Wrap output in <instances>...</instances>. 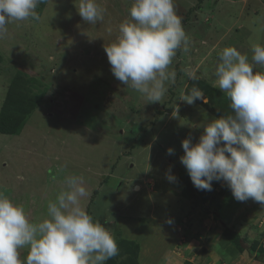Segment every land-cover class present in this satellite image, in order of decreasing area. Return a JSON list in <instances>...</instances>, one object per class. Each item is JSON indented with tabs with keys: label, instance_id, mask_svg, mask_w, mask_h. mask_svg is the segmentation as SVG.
Returning <instances> with one entry per match:
<instances>
[{
	"label": "rangeland",
	"instance_id": "374dc122",
	"mask_svg": "<svg viewBox=\"0 0 264 264\" xmlns=\"http://www.w3.org/2000/svg\"><path fill=\"white\" fill-rule=\"evenodd\" d=\"M96 2L106 9L96 24L82 20L79 0H46L36 9L39 21L6 25L0 39V105L16 74L39 101L17 132L0 134V191L39 222L47 202L64 187V177L83 176L88 192L83 206L98 188L88 213L113 233L118 245L137 242L139 264L177 263L184 255L185 264H210L212 224L205 208L218 209L209 202L204 209L188 207L180 196L182 183L169 182L165 174L169 166L175 176L182 170V140L191 135L198 142L203 127L195 125L215 116L204 104L180 99L191 80L186 71L213 87L224 47L235 46L251 59V44H264V0H174L190 45L188 52L177 50L170 65L175 82L166 84V94L155 103L114 77L104 50L119 36L132 0ZM256 70L264 68L257 65ZM168 148L174 153L169 155ZM243 215L226 219L231 225L237 221L236 228L248 236L257 231L248 217L254 210ZM244 223L248 229L240 227ZM255 238L257 250L264 244V224ZM19 251L24 260L28 249ZM118 263L117 256L105 262Z\"/></svg>",
	"mask_w": 264,
	"mask_h": 264
},
{
	"label": "clouds",
	"instance_id": "9594fccd",
	"mask_svg": "<svg viewBox=\"0 0 264 264\" xmlns=\"http://www.w3.org/2000/svg\"><path fill=\"white\" fill-rule=\"evenodd\" d=\"M43 2L0 0V39L12 21H39L36 9ZM77 10L87 24L102 21L106 12L96 0H79ZM189 45L174 0H132L119 36L104 50L114 77L155 103L166 94V84L175 82L170 65L177 50L188 52ZM251 51V59L235 46L219 52L213 87L228 97L231 111L195 125L203 132L196 143L191 135L182 140L180 161L198 190L211 191L212 181H224L237 201L252 199L264 206V71L256 70L257 65L264 68V44L252 43ZM186 75L198 79L192 70ZM180 100L189 105L203 101V92L193 87ZM165 175L176 182L171 166ZM63 184L39 222L0 191V264H105L119 255L113 233L82 204L88 195L84 177L67 175ZM22 248L28 249L24 260Z\"/></svg>",
	"mask_w": 264,
	"mask_h": 264
},
{
	"label": "trees",
	"instance_id": "16d2710c",
	"mask_svg": "<svg viewBox=\"0 0 264 264\" xmlns=\"http://www.w3.org/2000/svg\"><path fill=\"white\" fill-rule=\"evenodd\" d=\"M44 0L43 3H45ZM43 3H41L43 5ZM27 81L21 76V74H16L10 80L7 90L2 99L0 105V134H14L18 131L19 127L22 126L27 117L35 109L39 98L36 95H32L28 91V86H25ZM193 87L199 88L206 97V101L196 100L195 103L204 104L209 107V110L213 112L215 118H219L223 113H229L231 110L229 108L230 100L228 97L221 92L219 89L212 87L206 80L197 79L195 81L190 80L189 87L185 90V94H190ZM133 131V130H132ZM131 146L134 143H130ZM177 181L182 183V188L180 189V196L184 199L190 200L191 207H201L204 209L206 204H214L217 209L221 206L219 197H222L227 192L229 193L228 198H232V194L228 191L229 187L224 181H212V190H198L190 179V176L183 166L182 170L176 175ZM108 179V175L104 177L103 181ZM102 183V182H99ZM98 193V188L94 189L86 210H89L90 204L93 202L96 194ZM238 204V203H237ZM216 209V208H215ZM257 214L250 215L249 220H253V216H264V210L258 209L256 207ZM217 212V210L215 211ZM229 214V213H228ZM244 215H239L238 218ZM247 216V215H246ZM227 218H231L227 216ZM235 218V220H238ZM229 221V220H228ZM237 223V221L235 222ZM224 228V233L232 240L237 248V251L242 252L244 249L249 248L251 251H256L255 258L264 261V244L258 247L256 246L258 241L256 238L254 240L247 236V233H243L242 230L236 228V224ZM254 227V226H253ZM226 228H228L226 230ZM229 233V234H227ZM258 238V237H257ZM121 244L118 245L120 252L117 256L119 258L118 264H139L137 261V249L139 247L138 243L135 241H124L121 240ZM124 245V246H123ZM111 261H114L111 260ZM138 262V263H137Z\"/></svg>",
	"mask_w": 264,
	"mask_h": 264
},
{
	"label": "crops",
	"instance_id": "0c3cea01",
	"mask_svg": "<svg viewBox=\"0 0 264 264\" xmlns=\"http://www.w3.org/2000/svg\"><path fill=\"white\" fill-rule=\"evenodd\" d=\"M228 196H229V193L227 192L226 194H224L221 197V199H220L221 206L219 207L217 212L210 211V210H207V208H205L207 211L206 213H208V215L210 214L209 218L211 219V224H212L211 225L212 232L209 233V240H211L209 258L212 261V262H210V264H264L263 260H258L255 258L256 251H251V250H249V248L244 249L242 252L237 251V248L234 245V243L232 242V240L223 231L225 227H228L231 225V223L227 222L228 219H226L227 215L225 214V212L228 211L227 213H229L231 215V218H229V219L235 220L236 217H239V215H241V214L243 215V213L247 212V210H249L250 208L254 210V214H257L258 212H261V211L257 212L256 207L258 209H260V208L262 209L263 206L259 202H256L252 199H249V200L244 201V202L238 201L237 202L238 205L237 204L231 205L230 203H227L228 202V200H227ZM181 198H183V197H181ZM232 199H233V197H232ZM184 202L187 204L188 207H191L190 200L184 199ZM263 210H264V208H263ZM222 212H223V214H222ZM190 214H191V212L189 213V216H190ZM236 214H238V215L234 217V215H236ZM249 216L250 215H248V217ZM257 218L260 221L256 222ZM252 219H254V221H255L254 227L257 225L256 226L257 231L249 232V230H247V232H249L248 237L250 239H254L256 236H258V233L261 229V225L264 224V221H262V219H264V216H262V217L253 216ZM189 225L191 226V223ZM236 227H237V224H236ZM240 227L244 228V229H248V227L245 223L240 225ZM177 231H178V229L176 230V232ZM163 232H164V230H163ZM174 238H175V234H174ZM190 254H191V257H193L194 254H196V253L191 251ZM183 258L188 260V258L185 255ZM183 258H182L181 262L175 263L171 259V261L173 263L162 262V264H185V259H183ZM201 258L204 259L203 256H201ZM160 259L162 261L167 260L166 257H161ZM223 260L225 262L222 263Z\"/></svg>",
	"mask_w": 264,
	"mask_h": 264
},
{
	"label": "bare ground",
	"instance_id": "6f19581e",
	"mask_svg": "<svg viewBox=\"0 0 264 264\" xmlns=\"http://www.w3.org/2000/svg\"><path fill=\"white\" fill-rule=\"evenodd\" d=\"M229 10V9H228ZM137 189H139V187H137Z\"/></svg>",
	"mask_w": 264,
	"mask_h": 264
}]
</instances>
